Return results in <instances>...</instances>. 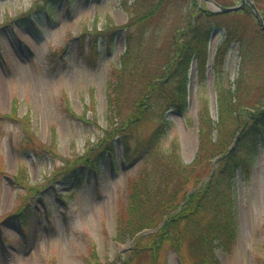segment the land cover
Instances as JSON below:
<instances>
[{
    "label": "rangeland",
    "instance_id": "1",
    "mask_svg": "<svg viewBox=\"0 0 264 264\" xmlns=\"http://www.w3.org/2000/svg\"><path fill=\"white\" fill-rule=\"evenodd\" d=\"M123 1L0 0V264H92V247L101 264L129 256L133 241L115 237L135 164L121 141L98 164L80 168L75 161L96 146L106 124L108 80L120 65L126 34L119 31L112 43L98 32L127 23ZM223 34L218 29L209 41L205 77L194 70L185 80L186 111L165 114L166 141L178 140L186 163L197 151L198 111L206 101L217 119L213 61ZM257 53L260 59L247 70L254 100L264 88L263 42ZM240 63L233 44L224 65L231 82ZM155 125L144 123L138 136ZM49 145L52 152H42ZM244 163L219 198L234 202L238 224L232 251L216 250L219 264H264V138L248 149ZM146 262L147 253L133 263ZM160 263L189 264L167 248Z\"/></svg>",
    "mask_w": 264,
    "mask_h": 264
},
{
    "label": "trees",
    "instance_id": "2",
    "mask_svg": "<svg viewBox=\"0 0 264 264\" xmlns=\"http://www.w3.org/2000/svg\"><path fill=\"white\" fill-rule=\"evenodd\" d=\"M215 1L234 6L238 0ZM253 1L264 17V0ZM121 5L127 23L98 32L99 39L112 43L119 31L126 34L120 65L108 80L106 124L96 146L75 161L80 168L98 164L113 155L116 141H121L125 158L135 164L115 237L120 243L132 240L133 246L120 264H134L145 253L151 262L141 264H161L166 248L189 264H219L216 250L230 253L238 238L234 202L220 204L219 198L234 170L245 166L248 149L264 138V88L255 100L247 89V70L260 59L264 30L247 5L225 14L199 0H124ZM216 29L224 31L213 61L217 119H212L206 101L198 111L197 151L186 163L178 140L166 141L170 121L165 114L186 111L185 80L194 61L197 74L205 77L208 45ZM233 44L240 47L241 63L231 82L224 65ZM147 122L156 125L138 136ZM53 147L41 150L52 152ZM73 168L69 172H75ZM89 252L92 264H101L95 247Z\"/></svg>",
    "mask_w": 264,
    "mask_h": 264
},
{
    "label": "water",
    "instance_id": "3",
    "mask_svg": "<svg viewBox=\"0 0 264 264\" xmlns=\"http://www.w3.org/2000/svg\"><path fill=\"white\" fill-rule=\"evenodd\" d=\"M202 3H206L211 7V10L215 13H232L243 9L246 5L251 9L255 19L259 23L260 27L264 30V17L258 9L256 3L253 0H242V2L235 6H223L215 0H200ZM215 33V32H214ZM180 114V113H178Z\"/></svg>",
    "mask_w": 264,
    "mask_h": 264
},
{
    "label": "bare ground",
    "instance_id": "4",
    "mask_svg": "<svg viewBox=\"0 0 264 264\" xmlns=\"http://www.w3.org/2000/svg\"><path fill=\"white\" fill-rule=\"evenodd\" d=\"M213 37H214V35H213ZM194 70H195V65H193V66L191 67V70H190V73L192 74V77H193V75H194L193 73L195 72Z\"/></svg>",
    "mask_w": 264,
    "mask_h": 264
}]
</instances>
